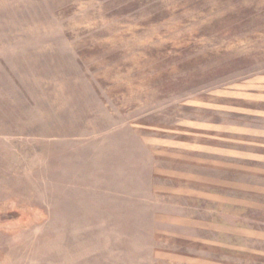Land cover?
<instances>
[{
  "label": "rangeland",
  "instance_id": "374dc122",
  "mask_svg": "<svg viewBox=\"0 0 264 264\" xmlns=\"http://www.w3.org/2000/svg\"><path fill=\"white\" fill-rule=\"evenodd\" d=\"M0 264H264V0H0Z\"/></svg>",
  "mask_w": 264,
  "mask_h": 264
}]
</instances>
